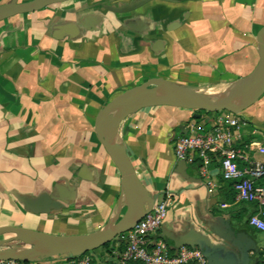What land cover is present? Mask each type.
I'll return each instance as SVG.
<instances>
[{"label":"crops","instance_id":"obj_1","mask_svg":"<svg viewBox=\"0 0 264 264\" xmlns=\"http://www.w3.org/2000/svg\"><path fill=\"white\" fill-rule=\"evenodd\" d=\"M135 1L68 0L0 21V226L54 234L100 229L122 195L120 172L95 131L106 102L153 77L220 93L257 65L264 0H147L128 12L108 8ZM258 102L241 113L249 125L238 140L246 153L240 166L264 161V94ZM195 114L154 106L121 124L138 176L168 203L156 237L168 240L167 233L180 236L193 228L209 232L218 216L258 237L243 224L254 206L229 202L221 193L218 155L210 166L211 190L199 164L185 169L176 158L175 140L190 123L213 125L210 115ZM57 185L64 193L74 189L73 200L59 211L33 213L18 199L52 193ZM96 254L104 259V251Z\"/></svg>","mask_w":264,"mask_h":264},{"label":"water","instance_id":"obj_2","mask_svg":"<svg viewBox=\"0 0 264 264\" xmlns=\"http://www.w3.org/2000/svg\"><path fill=\"white\" fill-rule=\"evenodd\" d=\"M65 1L68 0H1L0 21ZM146 2L137 0L126 6L108 8L114 12H128ZM258 52L259 61L248 75L211 97H206L205 91L163 77H153L107 101L96 116L95 131L120 172L122 186V195L110 219L100 229L88 234H54L17 225L0 226V259L35 262L54 257L73 258L92 252L100 264L101 260L94 251L132 229L159 198V194L149 192L138 176L116 124L143 108L163 105L241 114L264 94V27L258 38ZM195 117H200V114L196 113ZM180 161L186 169V161ZM65 192L57 185L52 193H42L37 197L20 195L18 199L28 211L49 214L65 208L73 200L74 189L69 188ZM216 220L218 225H209V232L193 228L184 235L167 233L164 237L173 242L171 248L176 251L183 245L199 247L207 264H249V252L256 246L254 238L238 231L233 222L223 216ZM6 235L9 236L4 237Z\"/></svg>","mask_w":264,"mask_h":264},{"label":"built area","instance_id":"obj_3","mask_svg":"<svg viewBox=\"0 0 264 264\" xmlns=\"http://www.w3.org/2000/svg\"><path fill=\"white\" fill-rule=\"evenodd\" d=\"M228 113L218 114L216 123L207 129L196 122L190 123L187 132L175 141L174 153L178 160L199 164L210 190L215 186L210 173L212 157L218 155L223 178L233 182L236 201L256 204L257 210L249 218L250 225L264 231V161L247 160L246 166H240L239 161L245 159L246 153L238 140H242V131L249 122L238 114ZM259 151L264 153V146L260 145ZM167 217L168 203L158 199L132 229L113 240L115 248L112 252H104L100 264H207L199 247L183 245L176 251L165 239L156 237ZM121 243L124 247L119 250ZM52 259L56 262L69 259L70 264H98L92 254L35 262L0 259V264H46Z\"/></svg>","mask_w":264,"mask_h":264},{"label":"trees","instance_id":"obj_4","mask_svg":"<svg viewBox=\"0 0 264 264\" xmlns=\"http://www.w3.org/2000/svg\"><path fill=\"white\" fill-rule=\"evenodd\" d=\"M196 113H199L200 114V117L203 115L204 112H208V111H195ZM222 180H223V185H222V188H221V193H224V190L226 191V193L228 194V196L226 197L225 200L229 201V202H234L235 201V190H234V187H233V182L232 181H229V180H226L223 178L222 176ZM254 207H253V210L252 212L249 214L248 218L246 221H244V228L247 229L250 228L253 232L255 233H258L257 236L258 238L260 239H263L264 238V233H262L260 230L256 229L255 227H252L249 223V218L250 216L256 212L257 210V207H256V204L255 203H251ZM244 215H237V218L238 220H244ZM169 244H170V241L169 240H166ZM115 244H114V241H111L110 243L96 249L94 252L96 253L98 250H102L104 252H112L113 251V248ZM124 247V244L121 243V245L118 247L119 250H122ZM92 252H87L85 253L84 255H91ZM101 262H103V258H102V255H98Z\"/></svg>","mask_w":264,"mask_h":264},{"label":"flooded vegetation","instance_id":"obj_5","mask_svg":"<svg viewBox=\"0 0 264 264\" xmlns=\"http://www.w3.org/2000/svg\"><path fill=\"white\" fill-rule=\"evenodd\" d=\"M252 238H254V240L256 241V246L249 252V264H264V242L258 237Z\"/></svg>","mask_w":264,"mask_h":264},{"label":"rangeland","instance_id":"obj_6","mask_svg":"<svg viewBox=\"0 0 264 264\" xmlns=\"http://www.w3.org/2000/svg\"><path fill=\"white\" fill-rule=\"evenodd\" d=\"M20 1H22V0H20ZM208 90H209V89H208ZM257 103H259V102L257 101L255 104H253L252 106H250V107L246 110V113H247V111H248V112L252 111V110L257 106ZM221 113H224V114L227 113V114H229L228 111L225 110V111H219V112H204L203 115H210V118L212 119V120H211V124H215V123H216V120H215V119H216L217 115H218V114H221ZM238 116L241 117V118H244V117H243V114H238ZM179 137H180V136H179ZM179 137H178V138H179ZM178 138H177V139H178ZM177 139H176V140H177ZM176 140H175V141H176ZM260 231H261V230H260ZM8 236H9V235H6V236H4V237H8ZM14 244H18V243H17V242H14ZM69 262H70L69 259H59V260H58V264H70Z\"/></svg>","mask_w":264,"mask_h":264},{"label":"bare ground","instance_id":"obj_7","mask_svg":"<svg viewBox=\"0 0 264 264\" xmlns=\"http://www.w3.org/2000/svg\"><path fill=\"white\" fill-rule=\"evenodd\" d=\"M211 90H213V89H211ZM211 90H208L207 92L205 91V95H206V97H211V96H213V95L218 94V93H214V92H212ZM121 124H122V122H118V123L116 124V126H117L118 129L121 128Z\"/></svg>","mask_w":264,"mask_h":264}]
</instances>
